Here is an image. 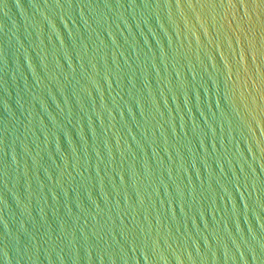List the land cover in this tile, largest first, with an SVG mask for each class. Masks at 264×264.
I'll use <instances>...</instances> for the list:
<instances>
[{
	"label": "water",
	"instance_id": "water-1",
	"mask_svg": "<svg viewBox=\"0 0 264 264\" xmlns=\"http://www.w3.org/2000/svg\"><path fill=\"white\" fill-rule=\"evenodd\" d=\"M0 264H264V0H0Z\"/></svg>",
	"mask_w": 264,
	"mask_h": 264
}]
</instances>
